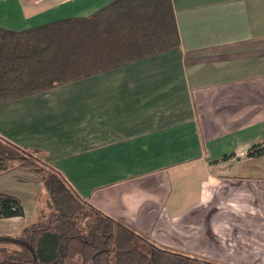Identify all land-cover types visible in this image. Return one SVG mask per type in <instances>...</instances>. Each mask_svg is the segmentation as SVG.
Listing matches in <instances>:
<instances>
[{
	"label": "crops",
	"instance_id": "1",
	"mask_svg": "<svg viewBox=\"0 0 264 264\" xmlns=\"http://www.w3.org/2000/svg\"><path fill=\"white\" fill-rule=\"evenodd\" d=\"M111 1L0 0V27ZM172 2L179 48L2 104L0 135L37 149L87 201L160 246L264 264V170L253 165L264 155H247L264 139V0ZM35 215L0 218V234Z\"/></svg>",
	"mask_w": 264,
	"mask_h": 264
},
{
	"label": "trees",
	"instance_id": "2",
	"mask_svg": "<svg viewBox=\"0 0 264 264\" xmlns=\"http://www.w3.org/2000/svg\"><path fill=\"white\" fill-rule=\"evenodd\" d=\"M180 45L172 0H113L85 16L0 27V105ZM247 155L263 156L264 139ZM15 168L41 175L46 193L33 220L0 234V264H223L158 245L87 201L37 149L0 135V173ZM16 216L21 198L0 191V218Z\"/></svg>",
	"mask_w": 264,
	"mask_h": 264
},
{
	"label": "rangeland",
	"instance_id": "3",
	"mask_svg": "<svg viewBox=\"0 0 264 264\" xmlns=\"http://www.w3.org/2000/svg\"><path fill=\"white\" fill-rule=\"evenodd\" d=\"M255 162L256 163H253V165L257 166V170H264V159H262V161H255ZM44 166L47 170L48 169L51 170V168L47 167L46 165ZM12 171L17 172L19 176L23 177V179H29V180L32 179V180L29 183H24L22 182L23 180L12 177L13 175L5 174V177L3 176L0 179L2 185L0 187L4 188L6 186L9 187L13 186V189H16V191L20 193L22 198V203L28 215H31V213L32 215H35L36 207L39 204H42V201L44 200L43 199L44 194L46 193V189L41 179V175L37 174L35 171L26 170L23 168H15ZM15 180L16 183H14ZM36 195H39V198H35ZM31 220L32 219L29 218L27 222Z\"/></svg>",
	"mask_w": 264,
	"mask_h": 264
}]
</instances>
